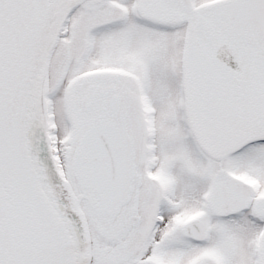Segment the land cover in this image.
<instances>
[{
    "label": "snow or ice",
    "instance_id": "1",
    "mask_svg": "<svg viewBox=\"0 0 264 264\" xmlns=\"http://www.w3.org/2000/svg\"><path fill=\"white\" fill-rule=\"evenodd\" d=\"M0 264H264V0H0Z\"/></svg>",
    "mask_w": 264,
    "mask_h": 264
}]
</instances>
